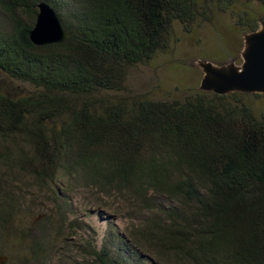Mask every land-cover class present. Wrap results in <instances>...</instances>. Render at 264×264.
I'll list each match as a JSON object with an SVG mask.
<instances>
[{"label":"trees","instance_id":"trees-1","mask_svg":"<svg viewBox=\"0 0 264 264\" xmlns=\"http://www.w3.org/2000/svg\"><path fill=\"white\" fill-rule=\"evenodd\" d=\"M42 1L64 21L63 43L31 42ZM249 4L258 13L235 26L254 32L264 0H0V69L31 86L0 92V241H30L42 259L47 232L22 225L29 207L8 187L21 172L143 208L127 235L109 225L92 264H264V95L153 99L126 86L130 69L169 49L175 23L190 32Z\"/></svg>","mask_w":264,"mask_h":264},{"label":"rangeland","instance_id":"rangeland-1","mask_svg":"<svg viewBox=\"0 0 264 264\" xmlns=\"http://www.w3.org/2000/svg\"><path fill=\"white\" fill-rule=\"evenodd\" d=\"M244 11L258 13L256 6L250 4L216 11L210 22L194 23L190 32L175 23L174 41L169 49L130 69L128 90L153 99H179L196 91L264 95V60L257 68L246 64V70L237 73L247 62L243 54L246 44L264 43V20L255 33L235 26V20ZM30 90V85L0 69V92L25 94ZM255 107L264 110V97L256 101ZM10 178L8 187L23 196L29 207L21 215L22 225L39 222L47 236L39 260L30 253V241L2 239L0 245L9 256V264H92V251L100 247L109 225L127 235L133 228V215H142L143 208L136 200L113 191L70 185L66 178L59 179L53 187H41L21 172L12 173Z\"/></svg>","mask_w":264,"mask_h":264},{"label":"water","instance_id":"water-1","mask_svg":"<svg viewBox=\"0 0 264 264\" xmlns=\"http://www.w3.org/2000/svg\"><path fill=\"white\" fill-rule=\"evenodd\" d=\"M35 7V22L28 33L31 42L38 46L63 43L68 37V32L65 23L58 12L45 1L37 3ZM255 32L256 31L253 33ZM252 46L254 49L252 48L250 53L252 54V51H254V54L248 58L252 63L248 65V67L251 68L252 66H255L254 68H257V66L263 64L264 51H258L259 49H264V43H253ZM259 58L262 60L260 64L257 62ZM248 83L250 82H247V85ZM8 260L9 256L7 254L0 253V264H7Z\"/></svg>","mask_w":264,"mask_h":264},{"label":"bare ground","instance_id":"bare-ground-1","mask_svg":"<svg viewBox=\"0 0 264 264\" xmlns=\"http://www.w3.org/2000/svg\"><path fill=\"white\" fill-rule=\"evenodd\" d=\"M252 45L253 43L252 42H248V44H246V47H245V50H244V57L246 58L247 62L242 66V68H239L237 70V73H239L240 71H243L244 69L246 70L247 68V65H250L252 64L250 61H248L249 59V56L253 55L254 54V51H252V54L250 53L251 52V49H252ZM264 49H259L258 52H263ZM256 54V53H255ZM261 59L259 58L257 62H259V64L261 63ZM256 62V61H255ZM247 64V65H246ZM246 65V66H245Z\"/></svg>","mask_w":264,"mask_h":264},{"label":"flooded vegetation","instance_id":"flooded-vegetation-1","mask_svg":"<svg viewBox=\"0 0 264 264\" xmlns=\"http://www.w3.org/2000/svg\"><path fill=\"white\" fill-rule=\"evenodd\" d=\"M245 92V91H244Z\"/></svg>","mask_w":264,"mask_h":264}]
</instances>
